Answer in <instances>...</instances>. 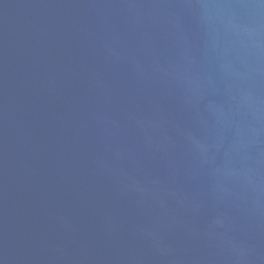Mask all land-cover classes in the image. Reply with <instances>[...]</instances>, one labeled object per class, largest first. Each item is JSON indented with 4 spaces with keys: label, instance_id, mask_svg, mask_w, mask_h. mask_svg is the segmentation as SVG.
I'll return each instance as SVG.
<instances>
[{
    "label": "water",
    "instance_id": "obj_1",
    "mask_svg": "<svg viewBox=\"0 0 264 264\" xmlns=\"http://www.w3.org/2000/svg\"><path fill=\"white\" fill-rule=\"evenodd\" d=\"M0 264H264V0H0Z\"/></svg>",
    "mask_w": 264,
    "mask_h": 264
}]
</instances>
